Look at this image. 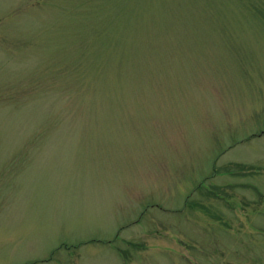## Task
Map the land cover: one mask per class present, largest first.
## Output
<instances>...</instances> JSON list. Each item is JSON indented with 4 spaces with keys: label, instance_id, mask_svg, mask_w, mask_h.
<instances>
[{
    "label": "rangeland",
    "instance_id": "1",
    "mask_svg": "<svg viewBox=\"0 0 264 264\" xmlns=\"http://www.w3.org/2000/svg\"><path fill=\"white\" fill-rule=\"evenodd\" d=\"M0 264H264V0H0Z\"/></svg>",
    "mask_w": 264,
    "mask_h": 264
}]
</instances>
